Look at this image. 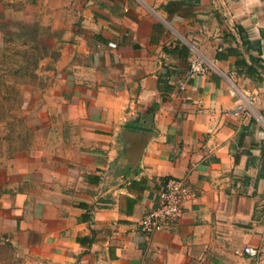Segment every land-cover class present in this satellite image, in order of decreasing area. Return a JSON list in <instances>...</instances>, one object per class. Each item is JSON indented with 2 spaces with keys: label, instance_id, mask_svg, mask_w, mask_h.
<instances>
[{
  "label": "crops",
  "instance_id": "crops-1",
  "mask_svg": "<svg viewBox=\"0 0 264 264\" xmlns=\"http://www.w3.org/2000/svg\"><path fill=\"white\" fill-rule=\"evenodd\" d=\"M11 19L60 45L33 144L0 160V244L21 264L264 261V0H0ZM171 177L193 195L145 235Z\"/></svg>",
  "mask_w": 264,
  "mask_h": 264
},
{
  "label": "rangeland",
  "instance_id": "rangeland-1",
  "mask_svg": "<svg viewBox=\"0 0 264 264\" xmlns=\"http://www.w3.org/2000/svg\"><path fill=\"white\" fill-rule=\"evenodd\" d=\"M7 26L0 33V160L33 144L26 100L48 89L60 45L57 33L39 21L11 19ZM0 264L21 262L8 245L0 244Z\"/></svg>",
  "mask_w": 264,
  "mask_h": 264
},
{
  "label": "built area",
  "instance_id": "built-area-1",
  "mask_svg": "<svg viewBox=\"0 0 264 264\" xmlns=\"http://www.w3.org/2000/svg\"><path fill=\"white\" fill-rule=\"evenodd\" d=\"M192 70L195 73H200L203 70L202 62L198 58L192 62ZM192 195V186L186 178L171 177L164 180L155 207L139 221L141 232L150 235L162 231L168 224L179 220L183 214L184 201ZM244 252L250 257L260 258L261 256L260 250L252 246H246ZM257 264H264V261H259Z\"/></svg>",
  "mask_w": 264,
  "mask_h": 264
},
{
  "label": "trees",
  "instance_id": "trees-1",
  "mask_svg": "<svg viewBox=\"0 0 264 264\" xmlns=\"http://www.w3.org/2000/svg\"><path fill=\"white\" fill-rule=\"evenodd\" d=\"M238 63H239V65L241 66V67H247V69H248V73H250L249 72V69L252 67V65H249L245 60H239L238 61Z\"/></svg>",
  "mask_w": 264,
  "mask_h": 264
}]
</instances>
